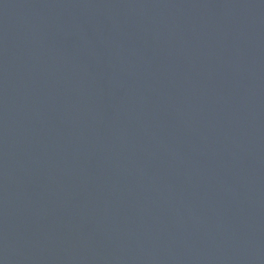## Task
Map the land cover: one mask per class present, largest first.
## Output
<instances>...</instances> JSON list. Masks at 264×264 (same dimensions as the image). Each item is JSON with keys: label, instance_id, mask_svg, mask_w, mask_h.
Segmentation results:
<instances>
[{"label": "water", "instance_id": "obj_1", "mask_svg": "<svg viewBox=\"0 0 264 264\" xmlns=\"http://www.w3.org/2000/svg\"><path fill=\"white\" fill-rule=\"evenodd\" d=\"M0 264H264V0H0Z\"/></svg>", "mask_w": 264, "mask_h": 264}]
</instances>
